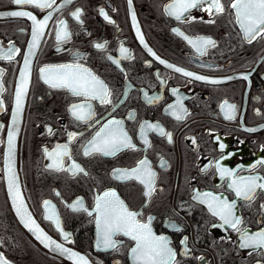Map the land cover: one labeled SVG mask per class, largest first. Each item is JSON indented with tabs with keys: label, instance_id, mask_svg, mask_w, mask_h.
<instances>
[{
	"label": "flooded vegetation",
	"instance_id": "1",
	"mask_svg": "<svg viewBox=\"0 0 264 264\" xmlns=\"http://www.w3.org/2000/svg\"><path fill=\"white\" fill-rule=\"evenodd\" d=\"M171 2L55 0L52 8L41 9L0 0V13L25 10L41 20L52 13L28 57L30 73L19 111L21 192L49 235L82 252L92 264H136L131 252L136 242L122 232L112 237L115 248L98 246L96 198L110 190L129 211L138 213L141 223L151 218L152 231L165 236L175 253L173 264H264V246H241L244 231L253 235L264 230V189L257 188L246 200L229 187L240 177L264 178V163H258L264 161V34L248 41L230 7L233 0H221L225 11L220 14L205 11V0L180 20L166 11ZM77 9L79 20L72 15ZM60 21L70 33L66 41L56 39ZM173 29L192 40L211 38L214 46L198 52ZM31 42L30 19L0 15V57L13 49L11 59L0 58V254L9 264H69L23 233L4 185L6 129L16 113V79L24 70ZM121 48L128 53L122 54ZM69 64L82 65L99 77L110 91L111 103L45 83L42 68ZM167 64L207 79L187 77ZM177 101L179 106L169 109ZM79 104H90L93 115L76 119L71 106ZM111 119L123 122L135 149L85 156L88 143ZM145 122L158 124L171 134V141L145 129V144L141 136ZM70 133L77 135L70 139ZM58 145H66L70 154L63 157V168L75 162L83 173L50 167L55 161L49 154ZM145 158L155 173L150 197L139 181L113 174L116 169L135 168ZM221 169L232 175L222 176ZM197 193H212L232 203L234 216L241 220L240 231L224 224L202 196L195 198ZM78 199L82 207H71ZM53 212L62 231L56 228L55 217L47 218ZM63 233L69 234L68 239Z\"/></svg>",
	"mask_w": 264,
	"mask_h": 264
},
{
	"label": "snow or ice",
	"instance_id": "2",
	"mask_svg": "<svg viewBox=\"0 0 264 264\" xmlns=\"http://www.w3.org/2000/svg\"><path fill=\"white\" fill-rule=\"evenodd\" d=\"M65 3H71V0H64ZM207 8L210 14L215 12L216 14L223 13L225 11L224 4L221 0H206ZM12 3L18 6L33 5L41 9L52 8L55 0H12ZM131 3V0H129ZM205 3V0H172L171 3L166 5V11L169 15H174L177 20L189 9L198 7ZM231 8L235 9L237 22L240 27L244 30L245 36L249 42L255 39L257 36L264 34V0H233L230 5ZM103 14V13H102ZM0 15H8L12 17H27L32 21V42L30 45L29 55H31V48L37 47L39 39L43 36V30L47 26L49 19L52 17V13L49 12L42 20L37 19L30 11L18 10L9 13H0ZM72 15L79 20L80 10L77 9ZM105 19H108L105 16ZM133 20L135 16L133 15ZM62 26L56 33V39L58 41H66L70 33L67 30V26L64 21H60ZM177 34L184 36L183 33L179 32V29H173ZM139 35V29H137ZM141 43H143V37L140 36ZM184 39L188 40L189 44H192L198 52L203 53L206 46H214V41L211 38H196L195 40L189 39L184 36ZM97 48H103L104 45L97 44ZM18 51V50H17ZM151 52V49H148ZM13 49L10 47L6 57L0 58H12ZM122 54H127L128 50L121 48ZM153 56L156 54L153 52ZM159 59V57H156ZM161 63H166L161 60ZM30 61L28 57H25L24 70L21 72V84L17 88L16 97V113L18 114L21 106L22 99L27 91L28 75L30 73ZM168 68H174L176 72L183 73L187 77H193L196 80L207 79L204 76L195 75L190 71H186L182 68L175 67L172 64L166 65ZM41 74L45 80V83L49 84L54 88H67L72 91L75 95L88 96L91 99H98L101 103H111L110 91L107 85L100 80L99 77L95 76L89 69L84 68L79 64L59 65L55 67L42 68ZM247 79V77H244ZM231 79V78H229ZM215 82V81H213ZM177 90H173L176 92ZM151 102V101H149ZM179 106V101L176 105H169V109ZM234 107V106H233ZM0 108H2V102H0ZM90 104H79L72 105V115L78 120H86L90 118L93 113L90 111ZM182 116H177V119H181ZM228 118H232L229 116ZM122 121L111 119L105 124L100 131L96 133L93 139L88 143L84 155L92 154H103V155H114L118 151L128 148L135 149V145L131 143V138L127 132L124 131ZM145 129H154L161 135H166L171 141V134L165 133L163 128L158 124H149L145 122L141 127V136L144 137V143L147 144L148 140L145 136ZM77 134L70 133V139L74 138ZM15 133L10 131L8 134V151H9V167H8V188L12 195L14 206L16 207L17 214L24 221L26 226L35 225V221L32 220L30 213L27 212V208L24 204L23 198L20 194L19 187L17 184L16 176L11 167V152L13 148ZM223 147V145L221 146ZM55 163L50 165L56 170H65L75 173H83L84 169L81 168L75 162L72 163L67 169L63 168V157L70 154L67 151V146H57V149L49 154ZM264 163V161L258 162ZM219 167V165H217ZM86 174V173H85ZM114 176L117 179L130 180L135 179L141 184L145 185L147 191L146 196H151L154 189V178L155 173L151 171L148 160L142 159L138 162L137 167L132 169L114 170ZM222 176H231L232 172L228 169H221ZM264 179L258 176L240 177L238 180H233L229 185L230 188H234L236 195L243 197L244 199H251L252 194L255 193L256 189H264V183H258L259 180ZM57 195H59L57 193ZM203 197V202L208 203L209 208L213 211V214L219 216L220 219L231 226L232 228L240 231L237 225L241 223L239 217L234 216L233 204L226 200H222L219 196H215L212 193H197L195 198ZM96 204L97 226L99 229L98 246L103 245L106 248H115L116 242L112 239L116 233H123L131 237L136 242L135 247L131 249L133 259L136 264H173L175 253L169 246V241L165 236L156 235L149 223H141L136 219L138 213L131 212L124 205L123 201L119 199L115 191H107L103 196H98ZM45 206L49 204L48 201L44 202ZM79 204L82 207V200H77L71 207L75 208V205ZM55 217V225L57 229H61L59 217L53 212L47 218L52 220ZM38 233L37 239H40L45 243L46 247L55 245V250H59L62 253H70V257L76 258V264H88L87 259L78 253L71 252V250L64 248L61 244L54 241L51 237L47 236L38 225L32 229ZM64 238L68 239L69 234L63 233ZM186 239V238H185ZM183 243V241H182ZM242 247L249 246H264V230H261L253 235H249L247 231L242 233ZM0 264H9L4 259L3 255L0 254Z\"/></svg>",
	"mask_w": 264,
	"mask_h": 264
},
{
	"label": "water",
	"instance_id": "3",
	"mask_svg": "<svg viewBox=\"0 0 264 264\" xmlns=\"http://www.w3.org/2000/svg\"><path fill=\"white\" fill-rule=\"evenodd\" d=\"M33 50H34V48H31V53L33 52ZM26 56L32 57V54L29 55V51H28L26 53L25 57ZM21 72H22V70L18 73V76L16 79L15 92L21 84ZM10 131H14V133H15L10 163H11L12 170L15 173L16 180H17V175H18V163H17L18 146H19V138H20V132H21V121H20L19 113L18 114L15 113L7 125L6 136H5V141H4V148H3V153H2V170H3V176H4V185H5L6 195H7V199H8L9 208H10L18 226L23 231V233L39 248L47 251L48 253H50V254L58 257V258H61L65 261H67L69 264H76V258L70 257V253H62L59 250H55V245H52L50 247H46L45 243H43L40 239H37L38 233L36 231L32 230L35 227V225H38L39 228L42 229L43 232L47 234V236L51 237L54 241L61 244L64 248L71 250V252L78 253L81 256H84L87 259L88 264H92L90 262V260L82 252H80V251H78V250L58 241V240H56L51 235H49V233L42 227V225L39 223V221L36 219L35 215L31 211L27 201L25 200V198L21 192V188H20V184H19L18 180H17V184L19 187L20 194H21L23 201H24V204L27 208V212L30 213L32 220L35 221V225L29 224V226H26L24 221H22L21 217L17 214L16 207L14 206V203H13L12 195L10 194L9 188H8V176H9V173L7 170L9 167L8 134Z\"/></svg>",
	"mask_w": 264,
	"mask_h": 264
}]
</instances>
